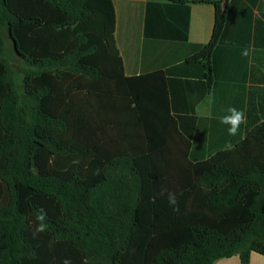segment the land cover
<instances>
[{"label":"trees","instance_id":"trees-1","mask_svg":"<svg viewBox=\"0 0 264 264\" xmlns=\"http://www.w3.org/2000/svg\"><path fill=\"white\" fill-rule=\"evenodd\" d=\"M227 1H193L214 7L209 41L184 60L201 65L207 90ZM114 28L111 0H0V264L264 256V120L249 117L232 149L190 161L171 119L146 121L145 95L167 104L165 81L149 93L145 77H123ZM127 101L142 135L119 138ZM40 209L47 227L36 233Z\"/></svg>","mask_w":264,"mask_h":264},{"label":"crops","instance_id":"crops-1","mask_svg":"<svg viewBox=\"0 0 264 264\" xmlns=\"http://www.w3.org/2000/svg\"><path fill=\"white\" fill-rule=\"evenodd\" d=\"M111 1L115 47L123 77H145L142 81L147 90L158 83L162 87L165 81L167 104L154 99L149 89L143 101L144 116L155 123L164 117L171 119L173 128L186 139L190 161L230 150L226 148L228 144L232 149L252 128L249 117L264 120V109L259 110L264 107V0L226 2V22L211 56L213 82L209 90L201 65L186 64L184 60L209 41L214 21L212 4L194 3L195 0ZM244 49L250 52L246 57L241 55ZM158 71L164 73V80L153 76ZM124 107L125 125H120L116 136L142 135L133 104L127 101ZM230 107L246 113L247 122L236 136H230L228 125L220 122ZM108 111L113 118L120 117L116 102ZM127 142L132 143V139ZM213 264L240 261L235 255ZM249 264H264V256L252 252Z\"/></svg>","mask_w":264,"mask_h":264},{"label":"clouds","instance_id":"clouds-1","mask_svg":"<svg viewBox=\"0 0 264 264\" xmlns=\"http://www.w3.org/2000/svg\"><path fill=\"white\" fill-rule=\"evenodd\" d=\"M250 54L249 49H244L241 52L242 56H248ZM228 114L221 117L220 122L222 124L228 125V134L230 136H236L241 128V125L246 124L247 118L246 113L243 110L237 109L236 107H230L228 110ZM232 145L228 144L226 145L227 149H231ZM167 193V199L169 205L173 206L174 211H178V205H177V196L174 192H169L166 188H162L161 194ZM47 213L40 209L37 213L36 219L38 221L37 227L35 229L36 233H41L46 230V223L44 221L46 220ZM63 264H71L70 260H65Z\"/></svg>","mask_w":264,"mask_h":264},{"label":"rangeland","instance_id":"rangeland-1","mask_svg":"<svg viewBox=\"0 0 264 264\" xmlns=\"http://www.w3.org/2000/svg\"><path fill=\"white\" fill-rule=\"evenodd\" d=\"M4 37H5L6 43L9 45L10 44V41L8 40V37H7L6 32H4ZM17 59L18 58L15 55H13L12 57H10L11 65L13 66L16 74H19L18 73V67H17V65H19V64H18V60Z\"/></svg>","mask_w":264,"mask_h":264},{"label":"water","instance_id":"water-1","mask_svg":"<svg viewBox=\"0 0 264 264\" xmlns=\"http://www.w3.org/2000/svg\"><path fill=\"white\" fill-rule=\"evenodd\" d=\"M12 44H13V49H14V51L17 52V48H16V44H15V42L12 41Z\"/></svg>","mask_w":264,"mask_h":264}]
</instances>
